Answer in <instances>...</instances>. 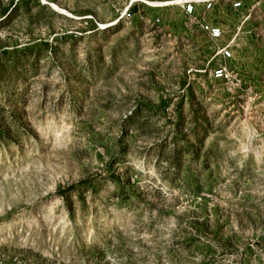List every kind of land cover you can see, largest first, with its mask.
<instances>
[{"label":"rangeland","instance_id":"obj_1","mask_svg":"<svg viewBox=\"0 0 264 264\" xmlns=\"http://www.w3.org/2000/svg\"><path fill=\"white\" fill-rule=\"evenodd\" d=\"M244 27L230 91L183 0H0V53L17 56L0 78V264H230L257 243L264 83L244 59L264 40ZM180 113L190 146L208 136L178 171L156 147L185 145Z\"/></svg>","mask_w":264,"mask_h":264},{"label":"built area","instance_id":"obj_2","mask_svg":"<svg viewBox=\"0 0 264 264\" xmlns=\"http://www.w3.org/2000/svg\"><path fill=\"white\" fill-rule=\"evenodd\" d=\"M221 1L223 0H183V13L195 21L199 30L214 46L212 58L214 62L209 70L212 81L221 83L230 91H235L241 87L242 82L234 63L236 61V43L241 38L240 27L243 24L228 36L222 25L214 23V18L210 13L213 11L214 5ZM232 8L234 10L242 9L241 1L234 0ZM262 107H264V102ZM230 264H264V229L261 231L257 243L251 244L247 252Z\"/></svg>","mask_w":264,"mask_h":264},{"label":"crops","instance_id":"obj_3","mask_svg":"<svg viewBox=\"0 0 264 264\" xmlns=\"http://www.w3.org/2000/svg\"><path fill=\"white\" fill-rule=\"evenodd\" d=\"M239 1H241L242 4V9L239 10H234L232 8L234 0L217 2L214 5L216 11L215 18L222 22L232 23L233 28L231 31H233L235 27V29H238L240 23L243 25L246 24V28H244L248 29V34L254 37L261 36L264 40V0ZM235 13H238L237 16ZM239 41H241V38ZM251 49L254 50L252 53H245L246 74L253 80V84H260L258 83L260 80L264 83V43L262 46L254 43ZM235 53L238 55L237 51Z\"/></svg>","mask_w":264,"mask_h":264},{"label":"trees","instance_id":"obj_4","mask_svg":"<svg viewBox=\"0 0 264 264\" xmlns=\"http://www.w3.org/2000/svg\"><path fill=\"white\" fill-rule=\"evenodd\" d=\"M131 11V8H129L128 12ZM26 52H28L26 50ZM30 51H29V55H30ZM17 56H10L7 51H1L0 53V78L1 79H5L8 77V73L7 72V69H6V64L9 63L10 61H13L14 59L16 60ZM180 117V120H179V123L176 125V132H178L180 135H183L182 139L184 141V146L182 147H174L171 151V153L167 154L165 153V144L162 143L161 145L157 146L156 149H157V152H158V157L161 158L160 156L165 154L170 156L168 157L169 159L166 160V162L168 163V167L170 168L171 166H175L176 169L178 171H181V168H182V158L184 157L185 154H191L193 157H195L196 159H199V153H200V150H201V147H203V144H204V140L206 139V137L208 136V132L203 129V131L201 133H198L196 134L197 131H195V133H193L194 135V138H195V141L198 143L197 146L192 147L190 146V143L187 140V136L190 134L188 133H184V118H183V115L180 113L179 115ZM133 116H130L127 118V121L128 120H131ZM2 132H3V136H8L9 135V132L2 128ZM82 185H84V182H80ZM127 186H130V184L128 183ZM72 189H74V187H70ZM70 189L69 188H66L65 190L61 191L60 194H61V197H64L65 194L67 192H69Z\"/></svg>","mask_w":264,"mask_h":264}]
</instances>
